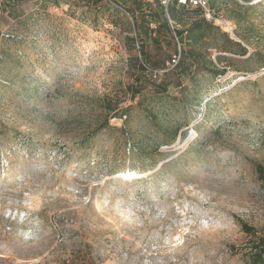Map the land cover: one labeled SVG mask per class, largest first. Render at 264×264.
I'll use <instances>...</instances> for the list:
<instances>
[{"label":"rangeland","instance_id":"1","mask_svg":"<svg viewBox=\"0 0 264 264\" xmlns=\"http://www.w3.org/2000/svg\"><path fill=\"white\" fill-rule=\"evenodd\" d=\"M234 1L263 7L237 26L215 4L248 53L211 49L223 75L158 95L176 79L163 32L136 40L96 0H0V264H247L240 222L264 235V0Z\"/></svg>","mask_w":264,"mask_h":264},{"label":"trees","instance_id":"2","mask_svg":"<svg viewBox=\"0 0 264 264\" xmlns=\"http://www.w3.org/2000/svg\"><path fill=\"white\" fill-rule=\"evenodd\" d=\"M104 7H111L121 18H132L133 31L136 40L141 37H147L152 34L163 32L171 41L178 46L177 63L168 68L163 76L170 74L176 75L175 82L162 80L154 86L155 93L164 95L167 93L169 86L174 85L182 93L186 90L183 86V79L194 81L197 75L207 73L212 78H217L225 73V69H218L217 64L209 57V51L215 50L220 54L245 56L247 50L238 42L229 38L228 34L222 32L219 27L215 26L212 21L206 20L199 8H190L179 5L177 0H96ZM249 3L253 0H239ZM165 2V4H163ZM216 3H222L225 8L224 17L240 26L243 16L249 10L256 8L262 9L260 3L241 5L234 0H208V7L217 17L219 11L215 8ZM90 6L93 2H88ZM253 25L246 26L247 31H254ZM261 39L258 34L255 36ZM244 41L247 37L242 36ZM132 41V39H131ZM153 41L157 42L154 36ZM233 48L237 50L234 51ZM139 53L141 47L139 46ZM258 52L249 55H257ZM218 63L221 61L220 56L215 57ZM137 68L142 72H147L153 68L146 65L143 57ZM258 70L264 71V66L257 70H251L256 73ZM136 94L138 92H135ZM108 121L105 120L103 127H107ZM256 180L264 186V165L256 163L254 165ZM242 231L250 237L249 248L247 249V264H264V235L257 232L245 223L240 222Z\"/></svg>","mask_w":264,"mask_h":264},{"label":"built area","instance_id":"3","mask_svg":"<svg viewBox=\"0 0 264 264\" xmlns=\"http://www.w3.org/2000/svg\"><path fill=\"white\" fill-rule=\"evenodd\" d=\"M177 2L182 6L201 9L203 17L208 21H212L213 23H217L218 25H220L221 23L225 24V22L215 17L214 13L210 11L208 7V0H177ZM163 4H165V2H163ZM7 37L9 36H6V38ZM177 60L178 58L176 60H172V67L177 63Z\"/></svg>","mask_w":264,"mask_h":264}]
</instances>
